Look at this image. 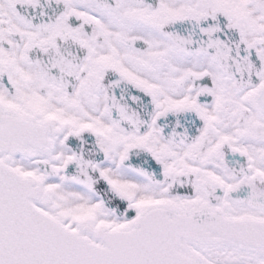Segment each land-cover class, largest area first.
I'll use <instances>...</instances> for the list:
<instances>
[{
  "label": "snow or ice",
  "instance_id": "1",
  "mask_svg": "<svg viewBox=\"0 0 264 264\" xmlns=\"http://www.w3.org/2000/svg\"><path fill=\"white\" fill-rule=\"evenodd\" d=\"M0 264H264V0H0Z\"/></svg>",
  "mask_w": 264,
  "mask_h": 264
}]
</instances>
